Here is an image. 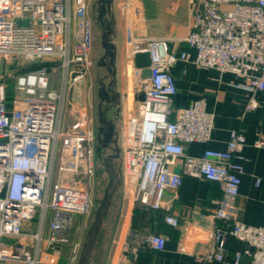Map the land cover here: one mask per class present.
I'll use <instances>...</instances> for the list:
<instances>
[{
    "label": "built area",
    "instance_id": "2783aa9c",
    "mask_svg": "<svg viewBox=\"0 0 264 264\" xmlns=\"http://www.w3.org/2000/svg\"><path fill=\"white\" fill-rule=\"evenodd\" d=\"M89 8L90 0H0V63L15 66L0 75V264H42L44 257L55 262L73 241L78 218L93 209L100 149L95 122L89 116L83 127L82 110L63 108L92 64ZM185 42L196 52L193 60L187 52L172 51L164 39H151L132 54L150 53L151 76L143 79L138 70L133 100L137 94L144 100L135 101L136 115L118 127L124 196L133 206L165 211V222L178 227L181 220L170 213L166 194L177 192L184 176L216 183L222 197L206 231L213 246L201 263L240 264L242 253L233 263L225 260V238L231 235L249 245L251 264H264V227L236 218L245 135L234 130L226 150L190 154L192 144L210 141L215 115L205 98L175 108L178 86L172 73L179 62L192 60L235 74L250 94L245 112L258 108V94H264V0H203ZM45 63L50 65H34ZM56 70L59 89L51 87L50 73ZM8 80L14 82L13 97ZM255 146L263 148L264 140ZM261 182L258 178L257 186ZM147 243L161 252L166 238L155 234ZM79 248L75 242L76 253Z\"/></svg>",
    "mask_w": 264,
    "mask_h": 264
},
{
    "label": "crops",
    "instance_id": "0c3cea01",
    "mask_svg": "<svg viewBox=\"0 0 264 264\" xmlns=\"http://www.w3.org/2000/svg\"><path fill=\"white\" fill-rule=\"evenodd\" d=\"M202 1H115L118 91L122 96L119 126L137 113L138 106L134 100L132 110L130 108L134 84L130 85V80L126 84L120 76L125 70L129 79L133 82L136 79L138 69L133 63L134 50L145 47L151 39H164L172 51L187 52L193 60L196 52L187 45L185 38L190 33L193 17L202 6ZM192 60L179 62L172 68L178 86L175 108L185 109L195 100L205 98L207 110L215 115V123L210 141L192 144L189 153L200 155L205 149L224 151L231 132L242 131L246 145L241 153L244 173L241 175L240 194L235 200L236 218L249 226L264 227V147L255 146L257 140H264V94H258V108L245 112L250 94L241 87L245 83L243 78L217 69L198 67ZM83 83L74 88L76 93H68V99L73 97L77 102V98L80 100L83 97H79ZM258 178L262 179L260 186L256 184ZM221 197L222 190L218 184L184 176L178 191L168 192L165 197L171 206L170 213L181 220L178 227L165 222L163 210H147V213L141 214L136 210L139 207L129 203L118 233L111 239L113 252L102 253L96 248L93 264H202L200 257L213 246V242L206 237L209 216L215 212ZM155 234L166 238V246L161 252L149 249L147 240ZM72 239L79 241L77 238ZM249 249L247 243L231 235L226 236V261L233 263L235 256L242 253L240 264H251L252 258L246 254Z\"/></svg>",
    "mask_w": 264,
    "mask_h": 264
},
{
    "label": "water",
    "instance_id": "95a60500",
    "mask_svg": "<svg viewBox=\"0 0 264 264\" xmlns=\"http://www.w3.org/2000/svg\"><path fill=\"white\" fill-rule=\"evenodd\" d=\"M115 1L95 0V19L96 24L101 30V47L103 50L102 56L97 61V67L101 72L97 78L98 89L95 129L97 143L103 151L108 173V183L103 191V197L93 213V220L87 231L78 264H92L93 254L100 232L113 205L116 194L123 183V163L118 133L122 96L118 91ZM18 23L27 25L28 21H19ZM133 63L135 68L141 71V77L143 79H148L151 76L149 69L151 66V57L148 51L135 53ZM143 100V94L135 95L136 102H142ZM82 115V126L86 127L89 117L87 107L82 109ZM117 162L119 165H116ZM177 172H179V169H177Z\"/></svg>",
    "mask_w": 264,
    "mask_h": 264
},
{
    "label": "rangeland",
    "instance_id": "374dc122",
    "mask_svg": "<svg viewBox=\"0 0 264 264\" xmlns=\"http://www.w3.org/2000/svg\"><path fill=\"white\" fill-rule=\"evenodd\" d=\"M89 14L94 24V47L92 50V64L89 67L88 75L86 76L85 81L83 83V86L81 89L82 94L79 96V97H82L83 95V97L80 98V100L77 98V102L75 101L71 102V99L69 100L67 97L65 99L63 108H64V111L65 110L67 111V108H68V111L70 110L71 112V109H73L74 107L75 109L74 112H75L78 110H82L84 107H87L89 116L93 118L96 124L95 116H96L97 89H98L97 78L99 76V73L101 72L97 67V61L102 56L103 50L101 47V30L99 26L96 24V19H95L96 18L95 0H90ZM7 69H10L11 71H13L15 70V66H13L12 64L9 65L8 62L6 61L1 62L0 63V75L1 76L7 75ZM121 75L123 79L125 80L126 84H127V81L129 80L131 82L130 85L134 84L132 79L128 78L127 74L125 73V70H123V72L120 73V76ZM50 76H51V82H52L51 87L54 89H59V87L61 86L59 71L57 70L52 71L50 73ZM8 83H9V93L12 96V91L14 89V82L12 80H8ZM73 92L76 93V89L73 90ZM132 104H133V97L131 95V103H130L131 110H132ZM70 114L72 115V113ZM116 165H119V163L117 162ZM122 181H123V175H122ZM107 183H108V173H107L106 166H105L103 151L100 148L97 153L96 174L94 177V184L92 187L93 209L89 215L81 217L82 219L79 220V223H77L74 226V229L72 231V237L77 238L79 240L77 243L80 244V248L78 249L76 253L74 251L75 241H71L68 245H65L61 248V251L59 253L60 255L58 259L55 260V262L49 263V260H47V258L44 257L45 260H43L42 264H78L87 231L93 220V213L96 207L98 206V203L103 197V191L105 187L107 186ZM124 190H125L124 184L122 183V186L116 194L113 205L109 211V214L107 215L105 219L104 225L100 232V236L97 242L98 247L96 245V248H98L99 250L98 252H102V253L113 252L112 250L114 248V245L111 244L112 242L111 239H113V237H116L118 233V229L122 221V217L125 216V213L127 212L128 207H129L128 206L129 203L124 196ZM95 250H94V253H95ZM93 259H94V254H93ZM92 264H93V260H92Z\"/></svg>",
    "mask_w": 264,
    "mask_h": 264
},
{
    "label": "trees",
    "instance_id": "16d2710c",
    "mask_svg": "<svg viewBox=\"0 0 264 264\" xmlns=\"http://www.w3.org/2000/svg\"><path fill=\"white\" fill-rule=\"evenodd\" d=\"M35 66H39V65H45V66H49L50 64L45 63V64H34ZM10 94V93H9ZM10 97H13V91H12V96L10 95ZM137 211H139L141 214L147 213V210L142 209V208H137Z\"/></svg>",
    "mask_w": 264,
    "mask_h": 264
},
{
    "label": "bare ground",
    "instance_id": "6f19581e",
    "mask_svg": "<svg viewBox=\"0 0 264 264\" xmlns=\"http://www.w3.org/2000/svg\"><path fill=\"white\" fill-rule=\"evenodd\" d=\"M131 99V98H130Z\"/></svg>",
    "mask_w": 264,
    "mask_h": 264
}]
</instances>
